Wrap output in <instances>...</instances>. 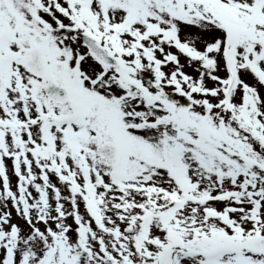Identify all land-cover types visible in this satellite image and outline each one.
I'll list each match as a JSON object with an SVG mask.
<instances>
[{"label":"snow or ice","instance_id":"6c2138e0","mask_svg":"<svg viewBox=\"0 0 264 264\" xmlns=\"http://www.w3.org/2000/svg\"><path fill=\"white\" fill-rule=\"evenodd\" d=\"M0 264H264V0H0Z\"/></svg>","mask_w":264,"mask_h":264}]
</instances>
